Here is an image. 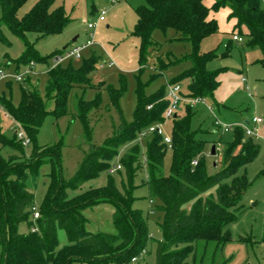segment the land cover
Wrapping results in <instances>:
<instances>
[{"label":"trees","instance_id":"1","mask_svg":"<svg viewBox=\"0 0 264 264\" xmlns=\"http://www.w3.org/2000/svg\"><path fill=\"white\" fill-rule=\"evenodd\" d=\"M27 1L0 0V28L6 25L13 35L24 42L25 50L17 64L33 61L44 63L61 51L40 56L27 34L35 33L37 38L58 34L69 22V17L62 6H54L56 0H38L30 10L19 16L18 11ZM145 2L136 9L137 22L134 27V34L141 41V69L145 65L148 49L154 43L153 32L174 30L175 39L189 44L190 52L182 60L189 61L190 67L168 82L176 83L180 79L190 78L188 97L199 100L213 97L219 85L218 74L222 70L207 68V63L215 58V54L201 51L200 45L206 36L218 32L217 20L211 12L222 6H229L228 17L235 22L234 36L237 33L245 35L247 45L258 46L262 52L259 63L264 66L263 0H213L211 6L205 0ZM96 61L92 55L77 68L60 64L48 69L46 95L53 96L55 117L67 113L73 87L92 86L89 75ZM122 92L123 88L110 89L111 103L119 112ZM135 92L132 120L127 122L121 115L119 127L101 145L89 141V147L70 179L64 177L60 167L62 139L50 146H38L36 143V135L49 113L39 93L35 89H23L17 106L0 96V107L20 126L30 144L33 143L32 154L25 156L26 146L17 133L10 139L0 127V151L8 146L19 152L8 158L0 152V264H72L75 261L82 264H126L141 252L147 237L146 227L140 213L131 207L133 179L141 167L137 145L132 146L120 159L126 175V182L121 180V188L109 176L105 186L89 187L74 196L66 193L67 188L78 189L101 172L110 170L111 160L123 144L134 142L149 126L165 119L164 112L169 104L166 84L147 94L145 84L139 82ZM100 105L98 95L91 100L81 98L78 102V117L87 135L90 134L88 115L92 110L100 109ZM187 109L186 115L175 114L173 117L168 175L163 173L166 144L162 142V136L154 133L146 140L144 166L149 196L160 201L157 209L164 213L161 225L163 238L157 241L154 264H201L203 259L197 261L198 248H203L204 257L209 244L215 246L214 252L224 245L229 235L223 232V227L243 211L237 205L248 187L246 177L235 173L259 151V145L252 136L236 126L232 141L224 145L221 171L209 175L204 163L197 158L204 142L191 128V105H187ZM195 159L197 163L193 164ZM44 163L58 164V168L54 167L48 174L49 183L38 210L40 216L34 219V187L39 166ZM229 176H232V180L228 183L225 179ZM206 193L209 194L204 197ZM105 202L114 208L112 219L116 233L86 230L84 210ZM189 203L190 207L187 208ZM33 219L36 220L35 224ZM21 223L36 226V230L22 233L18 230ZM59 229L65 231L67 238V243L62 247L58 246Z\"/></svg>","mask_w":264,"mask_h":264},{"label":"rangeland","instance_id":"2","mask_svg":"<svg viewBox=\"0 0 264 264\" xmlns=\"http://www.w3.org/2000/svg\"><path fill=\"white\" fill-rule=\"evenodd\" d=\"M38 0H28L18 11L21 16L26 13ZM145 0H56L54 6H62L69 22L63 30L55 35L37 38L35 33H28L27 37L40 56H48L53 52H63L74 45H81L91 39L93 43L86 46L79 57L72 56L64 60L61 66L72 65L77 68L83 60L92 55L96 58L94 69L90 73L92 86L73 87L67 105V113L55 117L56 109L53 96L46 95L48 69L53 67L52 59L47 62H34L29 73L28 64H17L24 48L21 38L13 35L6 25L0 28V66L6 76L0 79V96L11 101L13 106L20 102L23 89H35L46 102L49 113L45 117L39 132L36 135L38 146H50L62 139V156L60 167L66 179H70L81 162L84 151L89 147V141L97 146L113 134L121 123V115L129 122L133 118L136 105V87L139 82L145 84V92L152 94L166 84L167 80L177 77L183 70L190 67L189 61H183L184 55L190 52L187 42L175 39L176 33L169 29L165 33L156 30L152 34L154 43L149 47L145 65L140 66L141 41L134 34L137 22L136 9L144 5ZM211 6L213 0H205ZM264 6V3H262ZM104 10L103 21H98L99 13ZM229 6L220 7L212 11L219 30L206 36L200 45L201 51L212 52L215 58L207 63L209 70L222 71L218 74L219 85L213 97L197 100L190 104L187 85L190 78H183L176 82L181 87L185 101L173 109L174 114L184 116L187 114V105H191L190 120L192 130L197 131L198 139L203 140V148L197 155L209 175H214L222 169V154L226 142L232 141L236 126L246 125L254 116L262 119L260 124L251 123L255 128L252 138L259 145L257 155L247 164L240 166L235 175L245 176L248 187L241 197L237 208L243 211L223 227V232L229 239L214 252L215 246L209 244L203 257V248L197 249V261L203 259L201 264H212L225 261L226 264H264L263 216H264V66L259 63L262 57L258 46L247 45L245 35L238 34L241 40L234 39V20L229 19ZM95 24L89 29L88 24ZM77 37L76 41L73 39ZM113 62L109 66V62ZM162 64V66H161ZM162 67V68H160ZM17 73H24L22 81L11 78ZM157 74V75H156ZM155 76V77H152ZM123 88L119 97L121 112L111 103L110 89ZM98 95L101 99L100 109L92 110L88 115L90 134L87 135L85 127L78 117V102L81 98L91 100ZM215 122L229 127L222 130ZM0 127L2 132L10 139L15 133L21 131L20 126L6 114L0 107ZM173 117L165 118L159 128L164 136L172 135ZM154 133L138 137L134 142L123 144L111 160V168L121 165V157L134 145L139 148L141 167L133 179L132 203L133 210L138 211L145 223L147 237L143 241V249L135 260L126 264H154L156 260L155 248L157 241L162 240L161 225L164 213L157 209L160 201L151 199L147 184V171L145 169L146 140ZM216 146V154L211 155V147ZM33 143L24 148L25 156H30ZM3 157L19 153L8 146L1 148ZM172 151L166 145L164 155V175L170 173ZM58 164L44 163L39 166V174L34 187V206L37 210L46 192L49 178L48 174ZM115 179L121 188V180L126 182L125 168L110 172L105 170L96 178L84 183L80 188H67L68 196H74L89 187L105 186L108 177ZM232 176L225 179L231 182ZM214 193V191H211ZM209 193L203 196H208ZM190 207V203L187 204ZM114 208L110 203H100L84 210L87 217L86 230L97 233L105 232L115 234L112 214ZM36 220L33 219V224ZM31 225L21 223L18 230L28 233ZM67 243L65 231L58 230V246ZM2 246L0 245V256ZM72 264H82L75 261Z\"/></svg>","mask_w":264,"mask_h":264},{"label":"built area","instance_id":"3","mask_svg":"<svg viewBox=\"0 0 264 264\" xmlns=\"http://www.w3.org/2000/svg\"><path fill=\"white\" fill-rule=\"evenodd\" d=\"M264 2V0H263ZM104 16H105V11L102 10L99 15H98V21H103L104 20ZM95 24H88V28L91 29L94 27ZM234 39L236 40H241L240 37L238 36H234ZM93 43V41L91 39L86 40V42H84L81 45H74L73 47H71L70 49H64L63 52H59L57 54H55L51 59H52V63H53V67H56L60 64H62V62L72 56H76L79 57L81 54V51L86 47L89 46ZM114 63L111 61L109 62V66H112ZM29 69L28 71L24 72V73H29L34 64L33 62H30L29 64ZM24 73H17L11 76L12 79H14L15 81H22L23 77H24ZM6 74L2 68V66H0V79L5 78ZM166 98L169 101V104L164 112V118H171L174 117V112L173 109L176 108L177 105H179L182 101H185L184 96L181 93V87L177 84V83H170L166 82ZM198 99H188L187 101L190 102V104H192L193 102L197 101ZM262 122V119L259 117L254 116L251 120V122L248 121V123H246V125H243V129L245 131V133L248 136H253L254 135V131L255 128L250 127L251 123L254 124H260ZM161 123H157V124H153L151 126H149L145 131H143V133L141 134V136L147 135L148 133H157L159 135L162 136V142L164 144H166L169 148H171V137L170 136H164L162 134L161 129L159 128V125ZM215 125L219 126L222 130H228L229 127L221 124L220 122H215ZM17 137L21 140L22 144L24 146H28L30 144V140L29 138L25 135V133L21 130L19 132H17ZM193 164L197 163V160H193L192 162ZM121 168V165H118L117 167H113L110 168V172H115L117 170H119ZM40 216L39 211L33 207V218L36 219ZM32 231L36 230V226H32L31 228ZM133 261L135 260V258L132 259Z\"/></svg>","mask_w":264,"mask_h":264},{"label":"water","instance_id":"4","mask_svg":"<svg viewBox=\"0 0 264 264\" xmlns=\"http://www.w3.org/2000/svg\"><path fill=\"white\" fill-rule=\"evenodd\" d=\"M76 39H77V37H75L74 39H73V41H76ZM176 115H174V117H175ZM210 153H211V155H215L216 154V146L215 145H213L212 147H211V151H210Z\"/></svg>","mask_w":264,"mask_h":264},{"label":"crops","instance_id":"5","mask_svg":"<svg viewBox=\"0 0 264 264\" xmlns=\"http://www.w3.org/2000/svg\"><path fill=\"white\" fill-rule=\"evenodd\" d=\"M246 123H248V121L246 120Z\"/></svg>","mask_w":264,"mask_h":264}]
</instances>
